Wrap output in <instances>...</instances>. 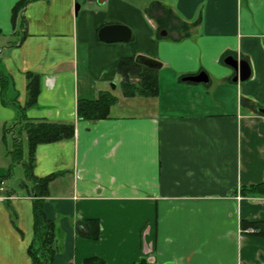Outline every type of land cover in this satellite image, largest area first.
Here are the masks:
<instances>
[{"label":"crops","instance_id":"obj_1","mask_svg":"<svg viewBox=\"0 0 264 264\" xmlns=\"http://www.w3.org/2000/svg\"><path fill=\"white\" fill-rule=\"evenodd\" d=\"M17 1L0 0L10 93L24 106L26 74H38L26 117L75 126L37 144L31 166L54 174L41 196L58 227L50 264H264V237L241 226L264 219V196L240 190L264 180V0H85L77 12L74 0H32L13 25ZM107 25L129 38L100 40ZM137 55L160 62L158 94H121L108 117L77 119V99L112 92L119 59ZM229 55L248 62L246 80H232ZM200 71L206 82L182 80ZM16 122L0 83V264H31L32 180H7L12 141L26 139ZM23 151L25 171L27 139Z\"/></svg>","mask_w":264,"mask_h":264},{"label":"trees","instance_id":"obj_2","mask_svg":"<svg viewBox=\"0 0 264 264\" xmlns=\"http://www.w3.org/2000/svg\"><path fill=\"white\" fill-rule=\"evenodd\" d=\"M32 0H18L12 8L11 22L13 25L17 21L23 24V9ZM224 58V57H223ZM146 57L137 55L120 58L117 63V72L121 76L120 84L122 94L126 97L143 96L155 97L159 91L158 85V68L160 62L153 60L155 66L148 65L143 61ZM26 83V101L24 106L18 104L15 94L12 95L7 90H11L10 79L4 73L0 66V83L2 86V101L4 104L12 105L17 111V122L19 133L24 131L27 139L28 158L24 162L26 167V178L32 180L31 192L34 196L32 201L33 210V236L27 247L31 264H50L53 256L59 250L58 246V227L55 221L48 219L42 210L43 198L47 195L49 181L54 174L44 177H33L31 174V166L34 159L35 147L39 143L52 142L72 138L74 135L73 122H55L44 119H32L26 117L25 109L35 104L39 93V76L34 73H27ZM188 82V81H186ZM117 101V97L112 95L110 91L100 92L96 98H78L76 101V117L79 120H98L108 117L110 106ZM12 130V128H11ZM14 161L20 160L21 145L18 136L13 139V148L11 150ZM240 190L245 194L264 196V180L243 186ZM9 207V206H8ZM12 213V223L14 221V213ZM243 228H249L247 232L257 234L264 237V219L257 221H241ZM92 239L98 238V228L96 233L88 235ZM82 264H104L103 259L91 256L83 260ZM133 264H154L149 262L145 257L139 258Z\"/></svg>","mask_w":264,"mask_h":264},{"label":"water","instance_id":"obj_3","mask_svg":"<svg viewBox=\"0 0 264 264\" xmlns=\"http://www.w3.org/2000/svg\"><path fill=\"white\" fill-rule=\"evenodd\" d=\"M78 8H79V3H76L74 5V12H77ZM164 33L165 32H163L162 34ZM129 35H130L129 29L123 25L103 26L98 33L100 40L105 42L127 40L129 38ZM143 62L148 65H153V66L156 65V63L149 58H146ZM224 62L233 69L234 76L232 80L234 82L244 81L250 76V66L246 60L241 58H235L232 55H229L224 59ZM182 80L192 81V82H206L208 80V76L204 71H200L199 73L194 75L184 76ZM258 110L259 112L264 114V107L258 108Z\"/></svg>","mask_w":264,"mask_h":264},{"label":"rangeland","instance_id":"obj_4","mask_svg":"<svg viewBox=\"0 0 264 264\" xmlns=\"http://www.w3.org/2000/svg\"><path fill=\"white\" fill-rule=\"evenodd\" d=\"M120 80H121V76L118 75L116 79H114L112 81V84L113 85H110L109 86V89L112 91V95H115L117 97V100H118V97L122 96V87H121V84H120ZM10 93V91H9ZM143 100H146L144 98H142ZM10 134L8 135V139H10ZM18 139L21 143V146L23 148V159H25V155L24 153L26 154V139H25V135H20L18 136ZM13 142V141H12ZM22 161L18 162V161H13L12 160V165H11V171H10V174L7 178L8 182H10L11 184L10 185H13V187H16V184L17 182H20L21 179L23 178H26L25 176V171H24V167L23 165L21 164ZM21 183V182H20ZM23 183V181H22Z\"/></svg>","mask_w":264,"mask_h":264},{"label":"built area","instance_id":"obj_5","mask_svg":"<svg viewBox=\"0 0 264 264\" xmlns=\"http://www.w3.org/2000/svg\"><path fill=\"white\" fill-rule=\"evenodd\" d=\"M76 3L80 2V1H85V0H74ZM251 229L249 228L248 231H250Z\"/></svg>","mask_w":264,"mask_h":264}]
</instances>
